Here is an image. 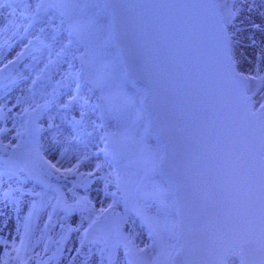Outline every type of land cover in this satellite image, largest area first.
<instances>
[{
    "label": "rangeland",
    "instance_id": "rangeland-1",
    "mask_svg": "<svg viewBox=\"0 0 264 264\" xmlns=\"http://www.w3.org/2000/svg\"><path fill=\"white\" fill-rule=\"evenodd\" d=\"M219 3L234 34L255 33L243 38L242 54L253 67L249 92L260 103L264 100V0ZM1 12L14 17L4 32L11 33L12 28L23 41L14 65L5 67L0 61V78L24 73L34 86L32 101L50 105L40 115L20 116L19 141L8 143L0 137V168L40 188L35 199L51 212L44 221L53 234L44 241L37 264H81L83 258L97 259L99 264H169L175 227L169 185L155 171L158 147L145 132L140 94L123 80L103 14L93 0H0ZM66 63L71 65L69 71L63 69ZM77 111L79 118L66 117L65 122L79 144H95L90 147V164L55 186L57 179L48 177L39 164L42 153L33 149L37 140L59 143V131L51 139L42 138L39 117L45 120L47 114L56 123L58 113L74 116ZM94 158L100 166L91 162ZM93 198L103 200L96 203ZM32 208L29 223L40 211L34 204ZM53 222L68 223L58 228ZM63 252L68 253L62 258Z\"/></svg>",
    "mask_w": 264,
    "mask_h": 264
},
{
    "label": "water",
    "instance_id": "water-1",
    "mask_svg": "<svg viewBox=\"0 0 264 264\" xmlns=\"http://www.w3.org/2000/svg\"><path fill=\"white\" fill-rule=\"evenodd\" d=\"M173 186L172 264H264V106L251 111L214 0H100Z\"/></svg>",
    "mask_w": 264,
    "mask_h": 264
},
{
    "label": "bare ground",
    "instance_id": "bare-ground-1",
    "mask_svg": "<svg viewBox=\"0 0 264 264\" xmlns=\"http://www.w3.org/2000/svg\"><path fill=\"white\" fill-rule=\"evenodd\" d=\"M252 2V0H246ZM96 9L99 12V6L96 0H93ZM104 16V15H103ZM13 16L7 12L0 13V61L5 63V67L14 65L21 56L19 51L22 45V34L14 32L11 28V33H5L4 30L13 21ZM107 23V18L104 16ZM238 25V23H237ZM12 27H16V23H12ZM253 32V31H251ZM251 32L243 33L237 32L234 29L230 30L231 39V55L238 66V69L248 77L253 67L245 60V55L242 54L243 38H248ZM254 33V32H253ZM233 34V35H232ZM255 34V33H254ZM239 43L238 45L236 43ZM18 45V46H17ZM249 57V54H246ZM23 65H25L23 63ZM71 65L66 63L64 71H69ZM37 71L42 70L41 67L36 68ZM0 137H4L5 142L11 143L19 141L21 130L17 126V121L23 114L38 112L40 115L42 111L49 108V104L43 106L42 103H34L32 101L34 86L31 82L27 81L25 74L20 75L17 72L8 74V78L4 75L0 78ZM50 106V105H49ZM57 114V122L51 123L47 114L44 116L46 119H40L38 128L41 132L42 138L48 135L50 139L53 132L56 134L59 131L57 139L59 143L41 144L38 140L34 144L35 153H42V157L38 158L39 164L45 167V172L48 177L57 179L55 186H58L61 180H66L68 175H77L81 171H86L89 164L88 161L92 157L89 152L95 144H79L76 140V133L67 127L65 118L69 117L79 118L78 111L73 116L71 112ZM42 122V123H40ZM89 123V122H88ZM91 134V130L87 129ZM91 147V148H90ZM91 162H97L95 165L100 166L96 158ZM89 171V170H88ZM46 183L51 182L47 179ZM40 188L35 189L33 184L25 182L20 177H12L7 171L0 168V264H37L41 259L45 249V240H48L50 234L44 218V215L49 216L50 210L41 205V202L36 200L35 197L39 194ZM80 194V193H79ZM81 195V194H80ZM103 198V197H102ZM93 198L94 202L100 203ZM40 209L39 215L35 217L32 222L27 221L28 213L32 217L35 210L32 205ZM75 218L71 219V224ZM68 222L57 223L53 222L55 226L61 228L67 225ZM75 220V227H76ZM29 226V227H28ZM28 227V228H27ZM74 228V227H73ZM177 248V247H176ZM70 247H67V251ZM68 252L61 253V257H66ZM60 264H63L61 262ZM81 264H99L97 259L89 261L85 258L82 259Z\"/></svg>",
    "mask_w": 264,
    "mask_h": 264
}]
</instances>
